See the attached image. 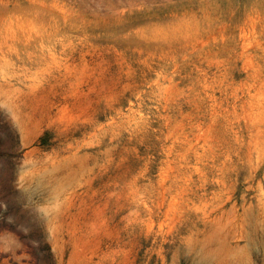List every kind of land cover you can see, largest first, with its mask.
Masks as SVG:
<instances>
[{
	"label": "rangeland",
	"instance_id": "374dc122",
	"mask_svg": "<svg viewBox=\"0 0 264 264\" xmlns=\"http://www.w3.org/2000/svg\"><path fill=\"white\" fill-rule=\"evenodd\" d=\"M0 264H264V0H0Z\"/></svg>",
	"mask_w": 264,
	"mask_h": 264
},
{
	"label": "trees",
	"instance_id": "16d2710c",
	"mask_svg": "<svg viewBox=\"0 0 264 264\" xmlns=\"http://www.w3.org/2000/svg\"><path fill=\"white\" fill-rule=\"evenodd\" d=\"M13 151L12 148L0 151V181L4 174H12L14 170V159L16 156Z\"/></svg>",
	"mask_w": 264,
	"mask_h": 264
}]
</instances>
